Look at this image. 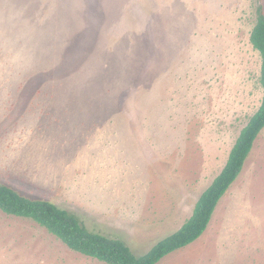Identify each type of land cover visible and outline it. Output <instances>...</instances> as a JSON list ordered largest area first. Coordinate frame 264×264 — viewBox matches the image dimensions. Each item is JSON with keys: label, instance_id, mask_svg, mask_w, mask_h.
<instances>
[{"label": "rangeland", "instance_id": "1", "mask_svg": "<svg viewBox=\"0 0 264 264\" xmlns=\"http://www.w3.org/2000/svg\"><path fill=\"white\" fill-rule=\"evenodd\" d=\"M259 3L0 0V183L146 254L261 105ZM0 264L106 263L0 210ZM157 264H264V129L203 235Z\"/></svg>", "mask_w": 264, "mask_h": 264}, {"label": "trees", "instance_id": "2", "mask_svg": "<svg viewBox=\"0 0 264 264\" xmlns=\"http://www.w3.org/2000/svg\"><path fill=\"white\" fill-rule=\"evenodd\" d=\"M257 21L250 41L261 56L260 82L263 98L233 145L221 172L203 191L192 215L174 233L158 241L146 254L138 256L125 241L90 230L79 216L56 203L22 195L13 187L0 183V210L28 218L45 227L70 249L106 264H157L166 255L200 238L208 228L221 198L242 172L254 144L264 129V5L257 6Z\"/></svg>", "mask_w": 264, "mask_h": 264}]
</instances>
